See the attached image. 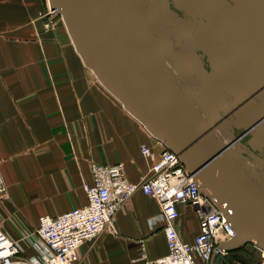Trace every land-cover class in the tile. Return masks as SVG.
Wrapping results in <instances>:
<instances>
[{"label":"crops","instance_id":"obj_1","mask_svg":"<svg viewBox=\"0 0 264 264\" xmlns=\"http://www.w3.org/2000/svg\"><path fill=\"white\" fill-rule=\"evenodd\" d=\"M236 1L216 0L219 24L231 17ZM177 2L182 8L198 4ZM50 9L48 0H0V231L13 240L33 232L42 216L84 206L82 186L92 182V163H120L127 180L140 184L152 176L153 164L141 147L156 158L165 148L98 81ZM178 209L174 226L191 244L198 218L190 205ZM159 212L155 199L135 193L111 226L79 248L76 264H142L141 245L150 261L164 256L161 224L151 230L147 223ZM243 247L226 260L259 264L251 258L260 251Z\"/></svg>","mask_w":264,"mask_h":264},{"label":"rangeland","instance_id":"obj_2","mask_svg":"<svg viewBox=\"0 0 264 264\" xmlns=\"http://www.w3.org/2000/svg\"><path fill=\"white\" fill-rule=\"evenodd\" d=\"M123 1L130 28L138 30L140 46L153 52L166 74L181 110L176 106L173 109L200 135L209 152L245 131L252 124L247 114L260 116L221 88L230 84L245 86L252 92V67L238 61L241 53L227 49V25L218 23L216 0H197L198 4L192 3L190 8H182L177 0ZM92 8L100 28L106 26L109 30L108 45L118 66L143 93L163 105L159 91L128 49L123 24L114 22L101 0H93ZM221 155L217 160L224 163L238 186L264 200V122ZM259 259L260 253L251 258L253 263Z\"/></svg>","mask_w":264,"mask_h":264},{"label":"water","instance_id":"obj_3","mask_svg":"<svg viewBox=\"0 0 264 264\" xmlns=\"http://www.w3.org/2000/svg\"><path fill=\"white\" fill-rule=\"evenodd\" d=\"M61 17L77 52L98 81L138 120L147 131L170 151L178 155L202 190L217 204L225 206V214L233 225L235 236L224 242L226 251L253 244L264 251V200L247 194L235 184L234 176L216 158L232 146L242 135L255 129L264 120V0H237L231 17L226 20L227 45L244 56L252 67V92L245 86L221 85L222 90L236 97L247 107L261 112L259 120L249 116L252 124L222 146V150L209 152L176 114L180 109L174 99L166 74L153 52L140 46L138 30L130 28L129 16L123 0H101L116 24H123L128 49L159 91L164 103L143 93L116 63L109 45V30L100 28L93 14V0H49ZM181 110V109H180ZM227 261L213 257L211 263Z\"/></svg>","mask_w":264,"mask_h":264},{"label":"built area","instance_id":"obj_4","mask_svg":"<svg viewBox=\"0 0 264 264\" xmlns=\"http://www.w3.org/2000/svg\"><path fill=\"white\" fill-rule=\"evenodd\" d=\"M55 12L50 9V16ZM141 153L153 164L152 176L140 184L127 180L120 163H92V182L82 186L86 196L84 206L55 217H40L37 228L18 240L0 231V264H76L79 248L111 226L116 212L137 192L158 202L160 212L147 223L151 230L161 224L167 247L164 256L150 261L141 245L142 264H198L197 259L208 264L213 257L226 259L229 251L222 244L232 239L235 231L227 219L225 206L217 204L202 190L178 155L168 148L157 158L146 146L141 147ZM184 205L193 208L199 222V233L191 244L180 239L174 226L179 217L178 208ZM28 249L31 254L27 253ZM259 251V264H264V251ZM227 264L231 263L227 261Z\"/></svg>","mask_w":264,"mask_h":264},{"label":"flooded vegetation","instance_id":"obj_5","mask_svg":"<svg viewBox=\"0 0 264 264\" xmlns=\"http://www.w3.org/2000/svg\"><path fill=\"white\" fill-rule=\"evenodd\" d=\"M246 58L244 57V56H241V55H239L238 56V61H240L241 63H243V64H247V62H246V60H245ZM243 106H245L246 107V109H248V110H253V111H255L254 113H256L257 111L254 109V108H252V107H247L245 104H243ZM242 106V107H243ZM260 113V116L258 117V118H256V116L254 115V114H247V116H248V118H249V116H252V117H254V119L255 120H259L260 118H261V116H262V113L261 112H259ZM250 119V118H249ZM264 122V121H263ZM254 129H252V130H250V131H248L246 134H244V135H242V133L244 132H242L240 135H242L241 137H240V140L238 139V142L239 141H241V140H243V139H245L250 133H252V131H253ZM240 135H238V136H240Z\"/></svg>","mask_w":264,"mask_h":264},{"label":"bare ground","instance_id":"obj_6","mask_svg":"<svg viewBox=\"0 0 264 264\" xmlns=\"http://www.w3.org/2000/svg\"><path fill=\"white\" fill-rule=\"evenodd\" d=\"M175 111V110H174ZM176 112V111H175ZM176 114H177V112H176ZM178 115V114H177ZM180 117V116H179ZM181 118V117H180ZM182 121L189 127V125L182 119ZM264 121V120H263ZM189 129L196 135V136H200V135H197L192 129H191V127H189ZM240 139V138H239ZM237 142V141H236ZM236 142L232 145V146H230V147H228L227 149H225V150H223V152L221 153V154H225L226 152H228V150H230L235 144H236ZM219 150H222L221 148L219 149ZM220 154V155H221ZM219 155V156H220ZM218 156V157H219ZM218 157L216 158V160L218 159ZM221 165H223L224 166V163L223 162H220L219 160H217ZM231 173V172H230ZM235 184L238 186V184L235 182ZM239 187V186H238ZM240 188V187H239ZM241 189V188H240Z\"/></svg>","mask_w":264,"mask_h":264},{"label":"trees","instance_id":"obj_7","mask_svg":"<svg viewBox=\"0 0 264 264\" xmlns=\"http://www.w3.org/2000/svg\"><path fill=\"white\" fill-rule=\"evenodd\" d=\"M242 248H244V247H241V249H242ZM241 249H239V250H241ZM240 260H244V259L242 258V259H240ZM241 262H242V261H241Z\"/></svg>","mask_w":264,"mask_h":264}]
</instances>
